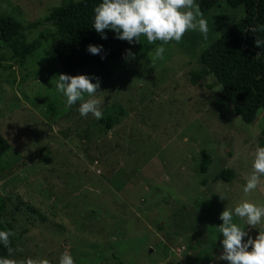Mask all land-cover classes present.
<instances>
[{
	"label": "rangeland",
	"instance_id": "rangeland-1",
	"mask_svg": "<svg viewBox=\"0 0 264 264\" xmlns=\"http://www.w3.org/2000/svg\"><path fill=\"white\" fill-rule=\"evenodd\" d=\"M61 3L0 0V16L22 24L26 42L41 41L20 62L0 42V133L11 145L0 159V198L17 239L9 258L59 264L67 251L75 264H228L219 259L221 213L245 200L264 206V183L243 192L264 109L244 124L220 100L213 76L193 85L191 72L244 17V7L219 1L203 13L207 39L189 31L180 43L163 45V60L155 58L162 42L141 36L128 42L143 53L138 61L114 40L98 55L61 61L44 22ZM61 74L99 78L97 93L84 99L99 100L103 118L122 111L118 124L107 132L92 114L80 115L79 102L66 108L56 90ZM202 151L211 156L206 174L199 172ZM225 169L233 179L216 180ZM234 222L252 239L264 231V218L255 228L239 217Z\"/></svg>",
	"mask_w": 264,
	"mask_h": 264
},
{
	"label": "trees",
	"instance_id": "trees-1",
	"mask_svg": "<svg viewBox=\"0 0 264 264\" xmlns=\"http://www.w3.org/2000/svg\"><path fill=\"white\" fill-rule=\"evenodd\" d=\"M221 0H196L200 11L206 13L218 5ZM231 8L243 6L245 15L234 26L227 29L198 57L199 69L191 72V83L213 76L222 87L220 100L232 106L234 112L244 124L255 121L259 109H264V0H224ZM102 0H62L44 19L53 32L49 33L55 56L64 61L81 55H87L89 45L105 46L109 41H116L130 51L131 61H138L143 53H138L123 40L116 38L117 33L106 29L101 38L93 28L94 8ZM256 40L261 41L256 47ZM0 42L7 45L17 61H24L41 46L40 40L26 42L23 26L9 15L0 16ZM149 46L146 45V51ZM118 115V117H117ZM115 116H106L99 124L110 131L118 124L120 111ZM260 147H264V130L261 132ZM11 149L10 143L0 133V159ZM211 164V156L202 151L200 154L199 172L206 174ZM233 171H221L216 180L229 182ZM3 199L0 198V231H11L12 226L3 220ZM11 247H16V237H10ZM0 257H9L7 249L0 244Z\"/></svg>",
	"mask_w": 264,
	"mask_h": 264
},
{
	"label": "clouds",
	"instance_id": "clouds-1",
	"mask_svg": "<svg viewBox=\"0 0 264 264\" xmlns=\"http://www.w3.org/2000/svg\"><path fill=\"white\" fill-rule=\"evenodd\" d=\"M93 28L101 34L102 39L106 29L117 33L116 38L130 44L135 40L139 42L141 36L147 38L148 43L162 42L155 49V58L163 60L165 47L171 41L180 43L189 31H199L207 39L208 21L203 17L196 0H102L94 8ZM261 41L256 40V47ZM88 52L98 55L102 46L89 45ZM133 54L128 51V56ZM103 58V57H102ZM85 75L71 77L61 74L56 79V90L66 97V108H71L79 102L78 111L81 116L92 114L97 120L103 118L100 101L97 99L85 100L97 93L100 88L99 78L92 83ZM253 172L248 177L243 188L247 196L261 186V177H264V147H258L254 154ZM220 198H225L220 195ZM234 216L245 220L248 226L255 228L264 218V206L247 200L241 202L234 210H225L220 215L223 221L219 226L222 234L223 254L220 260L228 264H264V231H259L255 239L249 236L248 231L234 222ZM11 231H0V244L8 251L9 257L14 249L11 247ZM248 237L247 242L244 238ZM251 249V250H249ZM9 257H0V264H49L47 259H32L17 261ZM59 264H75L73 257L66 251L62 254Z\"/></svg>",
	"mask_w": 264,
	"mask_h": 264
}]
</instances>
